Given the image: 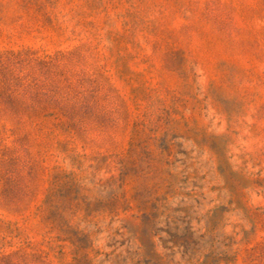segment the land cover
<instances>
[{"label":"rangeland","instance_id":"rangeland-1","mask_svg":"<svg viewBox=\"0 0 264 264\" xmlns=\"http://www.w3.org/2000/svg\"><path fill=\"white\" fill-rule=\"evenodd\" d=\"M0 264H264V0H0Z\"/></svg>","mask_w":264,"mask_h":264}]
</instances>
